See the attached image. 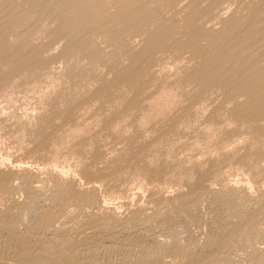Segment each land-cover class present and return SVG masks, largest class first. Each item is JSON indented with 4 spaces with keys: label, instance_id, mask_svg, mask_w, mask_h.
<instances>
[{
    "label": "rangeland",
    "instance_id": "rangeland-1",
    "mask_svg": "<svg viewBox=\"0 0 264 264\" xmlns=\"http://www.w3.org/2000/svg\"><path fill=\"white\" fill-rule=\"evenodd\" d=\"M256 74L264 0H0V264H264Z\"/></svg>",
    "mask_w": 264,
    "mask_h": 264
},
{
    "label": "bare ground",
    "instance_id": "bare-ground-1",
    "mask_svg": "<svg viewBox=\"0 0 264 264\" xmlns=\"http://www.w3.org/2000/svg\"><path fill=\"white\" fill-rule=\"evenodd\" d=\"M140 7H142V6H140ZM146 7V6H145ZM144 7V8H145ZM138 9V8H137ZM120 16V15H119ZM139 19V18H138ZM251 26V25H250ZM192 29L194 30V34H195V36L198 38V36L200 35V29H199V27H197V26H195V25H192ZM247 29V28H246ZM242 32V31H241ZM242 37V36H241ZM239 39V38H238ZM179 41H184V40H181V39H178ZM234 40V39H233ZM236 40H234V42H235ZM182 43H185V42H182ZM236 43V42H235ZM253 43V42H252ZM239 44V43H238ZM227 51L228 50H222L221 52V55H222V57L224 56V54L225 53H227ZM229 52V51H228ZM215 58V57H214ZM225 61V60H224ZM242 63H243V61H242ZM246 63L248 64V65H250V61H246ZM253 67V66H252ZM251 67V68H252ZM225 68V67H224ZM252 71V70H251ZM254 76V78H253V80H252V82L253 83H255V82H258L259 83V85H260V89H258L257 88V92L258 93H263L262 92V90H264V80L261 78V76H259V74H256V75H253ZM239 78V77H238ZM241 85V84H240ZM212 243V242H211ZM210 243V244H211ZM210 246V245H209ZM189 247V246H188ZM196 247V246H195ZM195 247H192V248H190L189 249V255H190V257H188V255H187V259L184 261V264H198V262L199 261H202V259L204 258V257H206L205 255H204V257H202L203 256V254H202V252H204V251H202V252H197V249L195 248ZM133 248V247H132ZM182 249L183 248H181V249H179V250H181L182 251ZM117 250V249H116ZM119 250V249H118ZM136 250V249H135ZM184 250V249H183ZM205 250H206V247H205ZM141 252H140V254H142L141 256L143 257V255H145V258L144 259H140V258H135V257H133V258H135V259H131V260H129L130 259V257H129V259H127L128 257H127V255H126V257H125V255L124 256H121V255H119V256H121L120 258H119V260H117L116 262H113V263H115V264H153L157 259H151L150 257H148V258H146V254H149V253H147L148 252V250L146 251V250H144V249H142V250H140ZM172 251V250H171ZM200 251V250H199ZM123 252V251H122ZM128 252H130V253H132V251H128ZM128 252H126V253H128ZM188 252V251H187ZM196 252V253H195ZM118 253V252H117ZM129 253V254H130ZM137 253H138V251H137ZM191 253H193V254H191ZM155 254V253H154ZM184 255V254H183ZM158 256V255H157ZM152 257V256H151ZM184 257V256H183ZM181 258V257H180ZM164 259V258H163ZM75 260V259H74ZM86 260V259H85ZM106 260V259H105ZM116 260V259H115ZM158 260H159V258H158ZM164 261V260H163ZM166 261V260H165ZM81 262V261H80ZM84 263V262H83ZM163 263V262H162ZM166 263H168L169 264V262H166ZM183 263V262H182ZM104 264V263H103ZM158 264H160V263H158Z\"/></svg>",
    "mask_w": 264,
    "mask_h": 264
}]
</instances>
